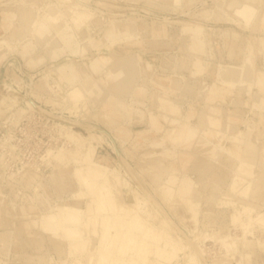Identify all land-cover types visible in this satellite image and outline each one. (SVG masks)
<instances>
[{"label": "rangeland", "instance_id": "rangeland-1", "mask_svg": "<svg viewBox=\"0 0 264 264\" xmlns=\"http://www.w3.org/2000/svg\"><path fill=\"white\" fill-rule=\"evenodd\" d=\"M55 25L77 54L51 56ZM263 51L264 0H0V236L23 224L26 241H0V264H98L120 244L125 225L63 242L80 177L122 223L156 230L151 263L264 264ZM67 63L78 82L55 72ZM121 68L138 73L124 89ZM116 246L108 261L131 256Z\"/></svg>", "mask_w": 264, "mask_h": 264}, {"label": "crops", "instance_id": "crops-1", "mask_svg": "<svg viewBox=\"0 0 264 264\" xmlns=\"http://www.w3.org/2000/svg\"><path fill=\"white\" fill-rule=\"evenodd\" d=\"M55 31H56L55 34L57 37H54L52 38L50 42H47V46H49V43H51L50 45L52 46L51 51L49 52L51 56L57 55V54L59 55V52H60L59 45H61V42L56 41V38H58V33H59L56 30V25H55ZM63 33L68 35L64 31ZM29 35H30L29 32L27 34L22 33L20 35V38H21L20 54L24 57L28 55H33L35 53V44L34 42H32L31 38H29ZM37 35L39 36L38 33ZM69 40H70L71 45L69 46V48L67 47L65 50L63 49V52L68 51L73 54H77L79 50H77L75 46L73 45V42L71 41L70 36H69ZM55 43L58 44L57 47H55ZM62 65L69 67L70 70L72 69L74 71L75 76L77 78L76 80L78 82V79L82 77L81 76L82 74L80 75L79 73H77L78 72L77 69H75L70 63L62 64ZM137 88L138 87H131V91H132L131 94L138 93L140 89H137ZM124 96L125 95H122L123 98ZM130 99H132V97H130ZM93 164L94 163L91 162V164H88L86 167H83L82 169L84 168L93 169L94 168ZM74 172L78 173V169L74 170ZM70 181L72 182L70 184V188L68 187V192L70 193L74 192L76 190L75 189L76 186L78 189H80L79 187L82 186L83 190L81 189V190H77L74 192V196H73L75 198L74 205L64 204L62 206V210L64 211L62 213L61 224L63 225V228L66 233V236L64 235V238H63V242L65 243V245L69 246L72 243H76V244H84L85 246L87 242L86 240H89V239L93 240L92 238H96V240H98L97 238H99V241L102 242L105 239L109 238L108 237L109 234L107 233L113 234L115 232L117 233V231H122L125 225V227L128 228V232H125V230H123V234H121L122 236L120 238L121 239L120 244L116 246V244H114L115 241L113 242V240L109 242L106 241L107 243L106 242L103 243L106 249L103 251L98 264H150L151 262L148 261L149 259L148 256L152 253H157L160 250V249L157 250L153 243L155 242V240H157V238H159L156 230H154L153 227H150L148 225L142 229L141 225L137 226V222L135 220L133 221V224H134L133 227L122 223L120 220V211L115 210L112 201L108 200L107 197H104L102 193L101 194L99 193L97 197L88 196V194L93 195V193L90 192L91 189H89V186L91 185H89L88 183L90 182L88 178L80 177L79 184L77 182H74L73 179H71ZM95 185H96L95 186L96 188H100L102 186L100 182H99V186H98V182L95 183ZM91 188L93 187L91 186ZM56 192H58L57 186H56ZM82 200H87L91 204V208L88 213L84 212V209L80 206V202ZM104 223L107 224L106 229L104 228ZM3 224L4 223L1 222L0 227H3L5 225ZM22 225H20V228L18 229L17 232L14 229L13 232L7 231L3 235L0 236V241L3 242L5 246L7 245L6 251L9 250L10 246L14 243V241L26 242L24 239L25 236L23 235V232H21ZM137 234L138 235L140 234V237H141L140 240L136 239ZM37 243L38 242H36V244ZM173 243H175L173 240H171L170 242L169 241L165 242L164 248L168 246L170 248V251H169L170 253L177 252L178 250L181 249L180 247H178L177 242H176L177 244L175 243L177 245L176 247H173ZM112 246H116L118 251L122 253H126V254L128 253L131 256H129L127 260L120 262V263L108 261L109 255L107 252L111 250ZM151 264H154V263L152 262Z\"/></svg>", "mask_w": 264, "mask_h": 264}, {"label": "bare ground", "instance_id": "bare-ground-1", "mask_svg": "<svg viewBox=\"0 0 264 264\" xmlns=\"http://www.w3.org/2000/svg\"><path fill=\"white\" fill-rule=\"evenodd\" d=\"M253 6V5H252ZM56 30H57V32H59L58 33V38L56 39V41L57 42H61V45H59L60 46V48H59V51L60 52H63V49L65 50L67 47H69L70 45H71V43H70V40H69V36L68 35H66L65 33H63V31H64V29L62 28V27H60V26H58L57 27V25H56ZM37 31H38V34L40 33V30L37 28ZM58 46V44L57 43H55V47H57ZM263 53H264V51H263ZM53 54V53H52ZM263 56V55H262ZM262 60H264V56L262 57ZM55 72L59 75V77H60V80H62L63 82H69V81H72V80H76L77 78H76V76H75V73H74V71L71 69L70 70V68L69 67H66V66H63V65H59V66H57V68H56V70H55ZM138 73H134L133 75H130V73L129 72H127V70H124V69H120V75H121V77H123V75L125 76V83L123 82V81H115V85L117 86V87H119V88H122V86H123V83L125 84L124 85V87H123V89L125 88V86H126V82H128V79L131 77V79L132 80H134L135 81V78H136V75H137ZM133 81V82H134ZM135 83V82H134ZM133 83V85H135ZM133 85H132V87H133ZM4 90V89H3ZM7 91H8V89H7ZM6 92V91H5ZM8 92H10V91H8ZM7 94V93H6ZM10 94H11V92H10ZM13 96V95H12ZM67 97V99H69V100H71V101H69V102H74L75 104H82L81 103V101H82V96H81V94H80V92H79V90L78 89H74V90H72V91H69V93H68V95L66 96ZM232 185V184H231ZM244 212H247V209H244ZM239 215V212H235V214L233 215V216H235V218L233 219V221H235V220H238L237 219V216ZM262 217V219H259V222L262 224V225H264V214H262V216H260V218ZM237 222V221H236ZM48 226V225H47ZM49 226H51V227H53V224L52 223H49ZM175 242V241H174ZM176 243V242H175ZM175 243H173V247H176L177 245V243L175 244ZM165 251V250H164ZM166 252V251H165ZM164 252V253H165ZM162 250H159L157 253H156V255H159V256H162ZM171 256V254L170 253H168V256ZM167 256V255H166ZM169 256V257H170ZM162 258H166V257H164V255H163V257ZM158 262V261H157ZM154 264H157V263H154Z\"/></svg>", "mask_w": 264, "mask_h": 264}, {"label": "water", "instance_id": "water-1", "mask_svg": "<svg viewBox=\"0 0 264 264\" xmlns=\"http://www.w3.org/2000/svg\"><path fill=\"white\" fill-rule=\"evenodd\" d=\"M15 58L19 61V64H20V67H21V70L23 71V73L27 75V73H26V72L24 71V69H23V66H22V64H21V62H20L19 57H15Z\"/></svg>", "mask_w": 264, "mask_h": 264}]
</instances>
